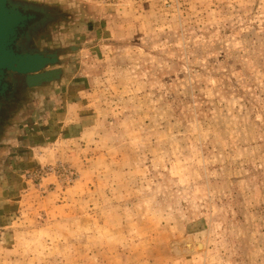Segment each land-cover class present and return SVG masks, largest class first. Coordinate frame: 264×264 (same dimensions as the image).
<instances>
[{
  "label": "rangeland",
  "instance_id": "374dc122",
  "mask_svg": "<svg viewBox=\"0 0 264 264\" xmlns=\"http://www.w3.org/2000/svg\"><path fill=\"white\" fill-rule=\"evenodd\" d=\"M31 1L62 75L5 115L0 264H264V0Z\"/></svg>",
  "mask_w": 264,
  "mask_h": 264
},
{
  "label": "water",
  "instance_id": "95a60500",
  "mask_svg": "<svg viewBox=\"0 0 264 264\" xmlns=\"http://www.w3.org/2000/svg\"><path fill=\"white\" fill-rule=\"evenodd\" d=\"M56 19V11L46 4L0 0V104L3 99H12L14 93L61 79V70L50 69L59 66L61 50H40L35 46Z\"/></svg>",
  "mask_w": 264,
  "mask_h": 264
},
{
  "label": "flooded vegetation",
  "instance_id": "af4514ba",
  "mask_svg": "<svg viewBox=\"0 0 264 264\" xmlns=\"http://www.w3.org/2000/svg\"><path fill=\"white\" fill-rule=\"evenodd\" d=\"M61 16L63 17V15H61ZM13 84L14 83L10 80L11 89H13V87H14ZM40 89H42V87L27 89L26 92L21 91L18 94L14 93V97L12 99H9L8 101H6L5 99L1 100V104H0V135L6 130V128L4 126L5 115L7 112H9L8 109L10 107H14V104L18 103V102H16V99L19 98V103H20L22 101L23 97H26L27 94L38 93ZM11 93H12V91L10 90L8 92V94H11ZM18 104H16L17 107H18ZM10 113L15 114V111L12 112V110H11Z\"/></svg>",
  "mask_w": 264,
  "mask_h": 264
},
{
  "label": "bare ground",
  "instance_id": "6f19581e",
  "mask_svg": "<svg viewBox=\"0 0 264 264\" xmlns=\"http://www.w3.org/2000/svg\"><path fill=\"white\" fill-rule=\"evenodd\" d=\"M192 241V240H191ZM196 247V246H195ZM190 248V247H189Z\"/></svg>",
  "mask_w": 264,
  "mask_h": 264
}]
</instances>
